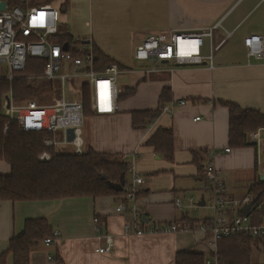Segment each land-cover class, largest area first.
<instances>
[{"label":"crops","instance_id":"crops-1","mask_svg":"<svg viewBox=\"0 0 264 264\" xmlns=\"http://www.w3.org/2000/svg\"><path fill=\"white\" fill-rule=\"evenodd\" d=\"M54 5L60 9L59 32L91 41L126 67L119 75L128 76L130 83L122 91L136 89L134 96L118 101L116 114L86 117L82 135L85 150L120 158L127 155L124 161L130 172L144 180L137 203L148 222L171 225L182 223L183 216L198 220L189 210L196 213L206 206L203 196L197 205L193 196L202 188L201 172L209 161L230 198H249V188L264 174V128L250 134L252 147L229 148V111L223 103L264 115V0H55ZM206 29H211L212 37L204 38L200 51L203 57L211 56V65L164 62L157 64L159 73L148 74L151 64L133 58L134 49L149 35ZM250 35L262 38L261 57L247 56L243 42ZM166 86L172 96L166 105L185 104L172 113L162 112L146 129L133 130L130 114L156 109ZM159 128L173 130L172 162L146 145ZM9 172V166L0 162V175ZM227 184L239 189L249 186L247 194L236 198ZM176 199H182L181 209L175 208ZM118 202L115 197L0 202V255L9 239L22 233L28 219H46L59 233L57 245L42 243L31 252L30 264H54L49 258L56 256L63 264H174L176 253L183 250L208 254L213 249L211 237L199 232L124 236L122 227L131 218L116 212ZM95 218L102 231L115 239L110 254L95 251L102 245L96 238ZM5 264H13L11 254Z\"/></svg>","mask_w":264,"mask_h":264},{"label":"built area","instance_id":"built-area-1","mask_svg":"<svg viewBox=\"0 0 264 264\" xmlns=\"http://www.w3.org/2000/svg\"><path fill=\"white\" fill-rule=\"evenodd\" d=\"M1 3H4V8H0V80L4 79L12 83L21 77L29 58L39 59L44 62L42 74L25 78L50 83L53 90L51 94H44L49 99L41 101L32 99L21 103H16L12 94H8L3 101L6 116L10 121L17 123L23 132L52 134V137L44 139L45 148L60 151L69 146L75 155H82L85 150L82 138L84 122L82 89L85 86L88 89L90 111L93 116L116 114L118 98L121 94L116 80L119 69L116 65H111L103 71L95 70L91 41L72 38L70 44L65 43L66 50L63 49L64 44L54 41L60 36L58 27L60 9L56 8L54 3H47L44 0H0ZM211 37V29L199 33L174 32L167 35H149L134 49L133 58L136 62L151 64L145 71L148 74L159 73L157 64L164 62L188 67L211 65V56L203 57L200 51L204 38L211 39ZM243 43L248 57L262 56L263 40L260 36L250 35ZM81 79L82 82L76 83ZM73 88L78 90L74 91ZM184 104L180 102L165 105L162 112L172 113L177 106ZM7 128L8 125L5 132ZM68 130L73 132V139L70 142L67 140ZM229 152V148L223 150L225 154ZM211 153L214 155L213 151ZM51 158V155L45 151L38 160L47 162ZM127 158L126 155L121 157V160ZM201 177L203 181L201 189L211 194L209 206L212 211L211 217L195 226L183 223L155 225L142 221L143 211L138 207L136 196L141 191L144 180L137 174L131 173L130 181L126 184V195L116 205L117 213L131 218L130 222L123 225L122 234L140 237L144 234L199 232L211 237L212 251L218 238L243 235L264 241V215L260 218L247 214L236 215V211L248 205L251 199L240 201L230 198L226 194L218 170L211 161L204 166ZM174 206L181 209V201L177 199ZM94 223L98 224L97 218L94 219ZM58 238L59 233L54 231L43 243L46 246L57 245ZM96 238L102 243L95 250L96 253L107 255L113 252L115 239L111 234L104 233L97 226ZM49 261L58 264L54 257H50ZM205 264H218L216 255L209 256Z\"/></svg>","mask_w":264,"mask_h":264},{"label":"trees","instance_id":"trees-1","mask_svg":"<svg viewBox=\"0 0 264 264\" xmlns=\"http://www.w3.org/2000/svg\"><path fill=\"white\" fill-rule=\"evenodd\" d=\"M55 0H44L53 3ZM71 36L60 33L54 41L58 44H70ZM94 68L103 71L111 65L120 70L126 67L117 64L113 59L104 55L93 45ZM44 62L29 58L21 77L12 83L0 80V162L10 168L7 175H0V202H51L70 198H103L115 197L121 202L126 195V184L130 180V165L118 155L97 153L87 149L82 155H75L73 150L55 151L45 148L43 141L52 137L47 132H23L17 125L8 119L4 112L3 101L8 94L16 103L36 99L41 101L44 94L53 92L52 85L45 81L27 80L26 76H38L43 72ZM136 93L135 88H127L121 92L118 101L131 98ZM84 116L90 117L89 92L85 86L82 89ZM171 90L168 86L161 91L158 106L150 111L132 112L131 127L133 130H144L153 124L162 114V108L171 101ZM229 111V148L252 147L250 134L264 128V115L251 110H242L233 104H224ZM8 125L7 131L5 128ZM146 145L153 148L163 159L172 162L174 159V134L171 128H159L147 140ZM72 149V148H71ZM47 151L51 160L41 162L38 157ZM123 175L125 185L122 191H115L111 184H119ZM142 195L140 191L137 199ZM249 198L257 199L247 215L261 217L264 215V181L258 178L249 188ZM118 202V203H119ZM262 208L259 209V207ZM236 215H243L241 210ZM207 220H194L187 216L181 218L184 224L194 225ZM101 222L98 220L97 226ZM169 225V224H168ZM104 232V231H103ZM53 230L46 219H28L24 222L23 231L8 241L7 250L0 255V264H5L6 257L11 254L13 264H30V254L45 239L50 238ZM208 236V235H207ZM254 251L262 255L264 264V241L252 239L248 236L218 238L214 251L208 254L196 253L190 249L176 253L174 264H205L211 255H216L218 264H252ZM215 252V253H213ZM58 264H63L56 256Z\"/></svg>","mask_w":264,"mask_h":264},{"label":"rangeland","instance_id":"rangeland-1","mask_svg":"<svg viewBox=\"0 0 264 264\" xmlns=\"http://www.w3.org/2000/svg\"><path fill=\"white\" fill-rule=\"evenodd\" d=\"M57 1V0H56ZM53 3H55V1H53ZM74 38H76V37H74ZM80 40H82V41H87V40H85L84 38H79ZM83 81V79H81V80H79V81H77L76 83H78V82H82ZM129 79H128V76H126V75H119L118 76V78H117V85H118V87H119V89L122 91V89L123 88H125L126 86L125 85H129ZM67 87H68V85H67ZM70 90H72V87L70 86ZM73 90L74 91H77L78 90V88H73ZM43 99H49L47 96H45V95H43ZM34 100V99H33ZM84 121H88L87 120V118L84 116ZM84 137V135H82V138ZM65 149H69V150H71L72 151V149H71V147H66ZM85 149V148H84ZM85 151V150H84ZM121 159V158H120ZM123 161V160H122ZM202 178V177H201ZM128 181H130V180H128ZM200 185H201V187H203V182L202 183H200ZM227 187H229L230 189H231V191L233 192V190H235V196H236V198H240V197H242L243 195H244V193H246L247 194V190H248V187H244V188H242V189H239L238 187H233V186H228V184H227ZM195 193H193V195H194ZM202 196H203V199H204V201H205V204H206V206L205 207H198V209H196L197 211H196V213H194V211L192 210V209H190L189 211H190V214L191 215H193L194 217H199V219H203V218H207L208 216L210 217L211 215H212V211L210 210V209H208V205L210 204V200H211V194H210V192H205V191H203L201 188H200V190L198 191V192H196V194L193 196V198H194V204H198L199 202H200V200H201V198H202ZM182 196H180V198H181ZM177 200V199H176ZM175 200V201H176ZM178 200H180V199H178ZM182 200V199H181ZM180 200V201H181ZM236 200H238V199H236ZM184 202H185V199H184ZM181 203H182V201H181ZM183 205H184V203H183ZM262 261H263V257H262V255L261 254H259L257 251H254V253H253V256H252V258H251V263L252 264H262Z\"/></svg>","mask_w":264,"mask_h":264},{"label":"water","instance_id":"water-1","mask_svg":"<svg viewBox=\"0 0 264 264\" xmlns=\"http://www.w3.org/2000/svg\"><path fill=\"white\" fill-rule=\"evenodd\" d=\"M0 8L1 9L4 8V3H1L0 4ZM63 49L64 50L67 49V45L66 44H64ZM6 101L8 102V98H6ZM72 139H73V132H72V130H68L67 131V140L70 142V141H72ZM259 180L260 181H264V174L263 175H260ZM124 185H125V181H124V177L122 175L121 178H120L119 184H111L110 187L112 189H114L115 191H119L120 192V191L123 190ZM256 200H257L256 198L255 199H252L248 205H246L245 207H243L241 209V212H242L243 215H246L251 210V208L254 206ZM202 204L203 203H200L199 205H202ZM141 218H142V221L144 223H146V222H148L150 220V219L146 218V214H144V213L142 214V217Z\"/></svg>","mask_w":264,"mask_h":264}]
</instances>
